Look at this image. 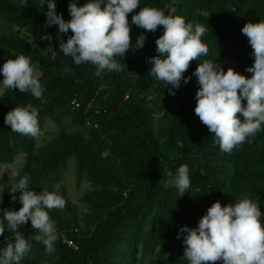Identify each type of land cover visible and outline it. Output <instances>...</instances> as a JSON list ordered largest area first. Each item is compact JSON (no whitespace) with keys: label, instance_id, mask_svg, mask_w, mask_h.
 <instances>
[{"label":"trees","instance_id":"obj_1","mask_svg":"<svg viewBox=\"0 0 264 264\" xmlns=\"http://www.w3.org/2000/svg\"><path fill=\"white\" fill-rule=\"evenodd\" d=\"M70 2L56 0V12L65 21L71 19ZM87 2L78 0L77 6ZM139 7L156 8L206 28L201 39L208 55L190 61L184 76L191 79L173 89L175 95H169L171 85L149 75L151 64L146 62L158 55L155 41L163 35V26L152 32L132 25V45L145 35L144 46L130 48L123 59L115 58L125 70L97 77L92 64L76 66L70 56H63L58 26L46 24V3L42 7L41 0H28L22 6L20 0H0V57L4 62L17 55L29 57L45 89L43 102L18 89L0 95V167L23 153L19 176L6 180L13 185L28 175L32 190L56 192L66 201L63 209L49 212L58 234L55 251L49 254L43 244L32 241L20 264H188L183 258V237L177 239V234L183 226L196 227L214 202L230 205L248 196L264 212V131L231 153L221 152L213 133L194 112L198 85L192 76L198 62L211 60L225 72L232 68L251 77L246 68L254 57L241 29L247 22L264 21V0H140ZM139 7L128 14L129 21ZM70 35L71 30L61 38L66 42ZM49 45L57 52L55 59L46 54ZM75 96L83 108H71ZM89 102L94 106L86 112ZM29 103L38 109L42 133L46 119L58 128L41 145L37 142L41 136H22L4 123L7 112ZM87 116L96 119L99 127L86 126ZM71 160L77 183H90L79 198L88 207L85 211L65 191L57 190ZM185 164L190 188L179 197L174 188L165 189L163 184L167 173L175 174ZM16 197L13 202L10 194L0 193V209L18 211L22 205ZM260 219L264 223V215ZM0 226L5 229L0 235L4 247L14 242V234L7 230L6 221ZM20 231L26 238L35 233L30 221ZM63 236L73 240L77 249L68 247Z\"/></svg>","mask_w":264,"mask_h":264},{"label":"clouds","instance_id":"obj_2","mask_svg":"<svg viewBox=\"0 0 264 264\" xmlns=\"http://www.w3.org/2000/svg\"><path fill=\"white\" fill-rule=\"evenodd\" d=\"M22 6L28 0H20ZM47 4L46 24L56 25L58 47L63 56L71 57L76 66L90 63L95 67V75L100 77L105 72H120L126 69L116 57H125L130 48L144 46L146 36L137 37L132 45L130 31L132 25L155 32L163 26V35L156 41L158 55L146 58L151 64L149 75L157 81H163L169 95H175L173 89L181 86V81L188 84L191 77L184 76L190 61L199 60L208 55L209 49L202 42L206 28L200 24L185 21L181 16H168L156 8H140V0H88L83 6H77L78 0H71L68 5L70 20L65 21L62 14L56 12V0H41L42 7ZM139 7V11L128 20V14ZM201 15L207 16L206 12ZM72 35L67 40L61 34ZM252 48L254 63L246 68L252 73L250 78L229 68L226 72L211 60L198 62L192 76L197 78L198 90L195 94V114L213 133L214 143L221 152L231 153L234 148L251 143L257 133L264 131V21L247 22L241 29ZM42 39L51 40L50 36ZM55 59L57 52L51 45L47 53ZM0 95L4 90L18 89L20 93H30L42 100L44 87L37 75L36 66L29 57L17 55L8 59L0 67ZM246 104L242 105V101ZM241 114L238 116L237 114ZM4 123L12 132L37 139L42 135L38 109L31 103L24 107H15L7 112ZM15 175L19 176L17 172ZM30 178L24 175L11 185L10 196L16 202L15 193L19 192L18 211L0 209V225L6 221L7 230L14 234V242L0 247V264H20L30 252L32 241L44 245L49 254L55 251L58 239L57 229L49 212L63 209L65 199L56 192H35L29 187ZM163 187L174 188L179 197H183L190 188V170L180 165L175 174L167 173ZM3 189L0 190V193ZM258 203L248 196H243L234 204L222 206L214 202L199 219L196 227L183 226L177 239H182L184 257L188 264H264V223ZM31 222L35 233L29 237L20 231L21 226ZM0 226V235L4 234Z\"/></svg>","mask_w":264,"mask_h":264},{"label":"rangeland","instance_id":"obj_3","mask_svg":"<svg viewBox=\"0 0 264 264\" xmlns=\"http://www.w3.org/2000/svg\"><path fill=\"white\" fill-rule=\"evenodd\" d=\"M5 62L0 57V67ZM39 76V73H36ZM2 76V74H0ZM57 127L53 121L46 119L44 123V132L41 137L38 139V144L41 145L45 140H48L52 137V134L57 131ZM24 154L19 153L15 161L11 164H5L0 167V190L3 189L2 193L10 194L11 184L6 180V178L13 176L21 168L24 163ZM76 167L74 161H70L69 169L67 170L63 180L57 184L58 191H65V193L71 198V200L79 206L80 210H87V205L79 201L81 195L90 188V183L87 181L81 182L80 184L76 181ZM15 195H20L15 193ZM66 244V243H65ZM68 244V243H67ZM69 247V246H68ZM72 248V247H71Z\"/></svg>","mask_w":264,"mask_h":264},{"label":"built area","instance_id":"obj_4","mask_svg":"<svg viewBox=\"0 0 264 264\" xmlns=\"http://www.w3.org/2000/svg\"><path fill=\"white\" fill-rule=\"evenodd\" d=\"M181 85H182V86L185 85V84L183 83V81H181ZM126 97H128V96H126ZM70 104H71V108H72L73 110L81 109V108L84 107V106H83V103L81 102V100H80L77 96H75V97L72 98ZM93 106H94L93 102H89L88 104L85 105V111L88 112L89 110L92 109ZM100 111H101V110H100L99 108L96 109V110H95V114H96V115H99V114H100ZM85 124H86V126H88V127H93V128H97V127H99V123L97 122V120L94 119V118L91 117V116H87ZM63 242L66 243V244L68 243L67 245H68L69 247H72V248H74V249H77V245L74 243V241L71 240V239H69V238H67L66 236H63Z\"/></svg>","mask_w":264,"mask_h":264}]
</instances>
